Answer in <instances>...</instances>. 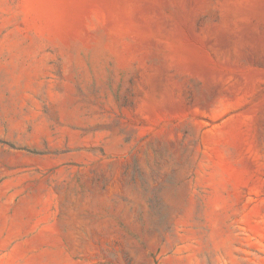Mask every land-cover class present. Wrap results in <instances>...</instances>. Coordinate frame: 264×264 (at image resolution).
Listing matches in <instances>:
<instances>
[{
  "label": "rangeland",
  "instance_id": "rangeland-1",
  "mask_svg": "<svg viewBox=\"0 0 264 264\" xmlns=\"http://www.w3.org/2000/svg\"><path fill=\"white\" fill-rule=\"evenodd\" d=\"M0 264H264V0H0Z\"/></svg>",
  "mask_w": 264,
  "mask_h": 264
}]
</instances>
